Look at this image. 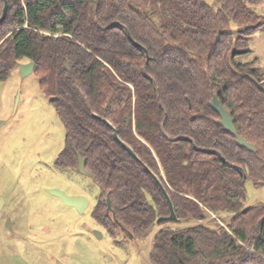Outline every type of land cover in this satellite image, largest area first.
Returning <instances> with one entry per match:
<instances>
[{"label":"trees","instance_id":"trees-1","mask_svg":"<svg viewBox=\"0 0 264 264\" xmlns=\"http://www.w3.org/2000/svg\"><path fill=\"white\" fill-rule=\"evenodd\" d=\"M6 1L0 82L34 62L65 128L57 165L84 158L99 188L93 219L112 237L115 220L133 239L153 233L149 264H264V202H242L247 180L264 184V73L243 61L264 22L246 0ZM164 192L176 219L155 231ZM217 214L225 226L202 223Z\"/></svg>","mask_w":264,"mask_h":264},{"label":"rangeland","instance_id":"rangeland-1","mask_svg":"<svg viewBox=\"0 0 264 264\" xmlns=\"http://www.w3.org/2000/svg\"><path fill=\"white\" fill-rule=\"evenodd\" d=\"M246 2L264 22V0ZM248 48L243 61L257 58L264 73V28L250 36ZM19 65L0 82V264H149L153 233L146 239H130L121 231L110 236L91 215L97 184L77 169L57 165L64 125L37 76L22 75ZM51 188L85 196L88 205L78 213ZM245 189L244 207L264 202V184L256 187L247 180ZM228 221L229 216L217 214L202 223L214 229ZM166 225L172 223L160 222L154 230Z\"/></svg>","mask_w":264,"mask_h":264},{"label":"water","instance_id":"water-1","mask_svg":"<svg viewBox=\"0 0 264 264\" xmlns=\"http://www.w3.org/2000/svg\"><path fill=\"white\" fill-rule=\"evenodd\" d=\"M7 8H8V4L7 1L4 0V6H3V10H2V14L0 16V22L5 18L6 13H7ZM243 29V27L241 28ZM20 67V71L22 75H26L29 72L33 71L34 68V62H24V63H20L19 65ZM64 68L68 69V64L65 63L64 64ZM57 99L56 96H52L50 97V100H55ZM210 106L214 109V111H216L219 116H220V120L219 123L224 127L225 130L229 131L230 133H232L235 138H236V144L239 147L245 148L248 151L254 152L255 151V146L252 145L251 143L247 142L242 136H240L233 125V121L229 115V113L225 110V108L220 104L217 96L215 94H212L211 100H210ZM103 121L105 123H107L109 126L110 123L103 119ZM113 136L115 138L116 141H118L128 152L129 154H131L132 156H135V154L133 153V151L131 150L130 147H128L126 144H124L117 136L116 132L113 133ZM77 171L81 174L90 176V174L86 171L85 169V160L82 157H78V162H77ZM49 192L57 197L60 198V200L67 206L73 207L78 213H82L84 211V209L87 207L88 205V201L86 199L85 196H70L68 194H66L63 190L57 189V188H51L49 189ZM164 195L167 199L169 208H170V215L166 216V217H159L156 222L160 223L163 221H167V220H175V215L174 212L172 210V206L171 203L169 201V198L167 196V194L164 192ZM3 204V199L2 197H0V209L2 207ZM106 211L107 213L112 212V207H111V201L110 198L107 196L106 197ZM116 224L118 225L120 231L127 236L130 239H133V234L128 231L120 222H118L117 220H115ZM7 225L10 226V220H7ZM95 234V236L97 237H101L100 232H98L97 230H95L93 232Z\"/></svg>","mask_w":264,"mask_h":264},{"label":"built area","instance_id":"built-area-1","mask_svg":"<svg viewBox=\"0 0 264 264\" xmlns=\"http://www.w3.org/2000/svg\"><path fill=\"white\" fill-rule=\"evenodd\" d=\"M213 217H215V215H213Z\"/></svg>","mask_w":264,"mask_h":264}]
</instances>
